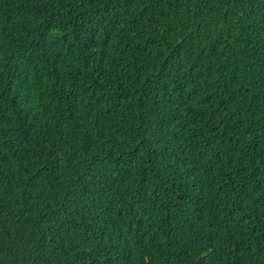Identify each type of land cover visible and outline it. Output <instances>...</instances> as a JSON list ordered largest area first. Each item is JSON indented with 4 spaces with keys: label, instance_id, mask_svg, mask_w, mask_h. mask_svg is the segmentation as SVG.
<instances>
[{
    "label": "trees",
    "instance_id": "1",
    "mask_svg": "<svg viewBox=\"0 0 264 264\" xmlns=\"http://www.w3.org/2000/svg\"><path fill=\"white\" fill-rule=\"evenodd\" d=\"M0 264H264V0H0Z\"/></svg>",
    "mask_w": 264,
    "mask_h": 264
}]
</instances>
